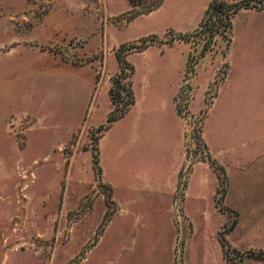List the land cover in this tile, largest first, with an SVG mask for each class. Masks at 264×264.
Masks as SVG:
<instances>
[{"label": "rangeland", "instance_id": "1", "mask_svg": "<svg viewBox=\"0 0 264 264\" xmlns=\"http://www.w3.org/2000/svg\"><path fill=\"white\" fill-rule=\"evenodd\" d=\"M214 1L0 0V264H264V11Z\"/></svg>", "mask_w": 264, "mask_h": 264}, {"label": "trees", "instance_id": "2", "mask_svg": "<svg viewBox=\"0 0 264 264\" xmlns=\"http://www.w3.org/2000/svg\"><path fill=\"white\" fill-rule=\"evenodd\" d=\"M130 5L134 7L143 8L139 15L150 14L158 9L165 0H128ZM242 9L256 10L259 12L264 11V0H236L233 3H227L224 1H214L208 11L207 17L204 18L202 24L199 27L198 33L210 35V44L214 40L216 35L226 34L233 28V18ZM208 50L205 47V51ZM121 65V75L115 80V85L119 88V93L123 91L127 96L128 106L135 103V97L132 88L124 82V72L126 62L123 61L120 55L117 56ZM126 79V78H125ZM124 114L121 113L120 117ZM119 116L112 114L109 118V123L112 124L117 121Z\"/></svg>", "mask_w": 264, "mask_h": 264}]
</instances>
